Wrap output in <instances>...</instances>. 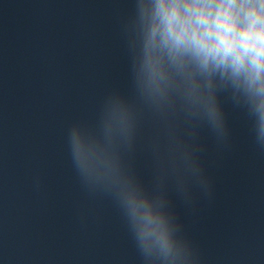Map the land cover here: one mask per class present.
I'll use <instances>...</instances> for the list:
<instances>
[{"label":"water","instance_id":"obj_1","mask_svg":"<svg viewBox=\"0 0 264 264\" xmlns=\"http://www.w3.org/2000/svg\"><path fill=\"white\" fill-rule=\"evenodd\" d=\"M135 0H0V264H145L121 210L68 146L112 92L131 97ZM223 134L179 125L173 166L145 120L125 165L173 217L186 264H264V148L224 94Z\"/></svg>","mask_w":264,"mask_h":264},{"label":"clouds","instance_id":"obj_2","mask_svg":"<svg viewBox=\"0 0 264 264\" xmlns=\"http://www.w3.org/2000/svg\"><path fill=\"white\" fill-rule=\"evenodd\" d=\"M123 30L132 95L112 92L93 125L73 124L70 155L82 184L115 201L145 264H186L163 197L124 158L148 120L157 152L186 162L179 125L198 120L223 134L222 94L246 111L264 148V0H135Z\"/></svg>","mask_w":264,"mask_h":264}]
</instances>
